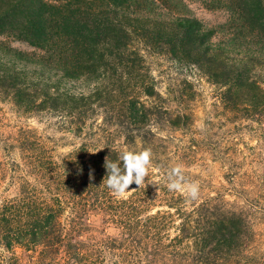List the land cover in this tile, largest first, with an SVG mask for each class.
<instances>
[{
  "label": "trees",
  "instance_id": "obj_1",
  "mask_svg": "<svg viewBox=\"0 0 264 264\" xmlns=\"http://www.w3.org/2000/svg\"><path fill=\"white\" fill-rule=\"evenodd\" d=\"M138 1L0 0V102L61 135L0 125V264H252L249 210L203 185L189 201L164 177L179 164L199 180L187 171L197 145L170 151L171 133L193 117L191 74L264 123V0H231L245 44L216 42L191 15L141 17ZM153 55L180 74L165 92L147 65ZM59 141L69 151L56 152ZM144 149L145 186L115 197L106 158L122 167L123 151Z\"/></svg>",
  "mask_w": 264,
  "mask_h": 264
},
{
  "label": "rangeland",
  "instance_id": "obj_2",
  "mask_svg": "<svg viewBox=\"0 0 264 264\" xmlns=\"http://www.w3.org/2000/svg\"><path fill=\"white\" fill-rule=\"evenodd\" d=\"M137 6V14L141 17H152L158 12L164 16L172 13L194 16L216 32V42L226 38L233 43L249 42L244 39L248 30L239 22L231 0H139ZM9 43L18 50H31L26 44ZM147 65L163 92L168 85L171 86V80L180 75L166 58L149 56ZM190 78L193 87L186 88V95L190 99L188 107L193 117L188 129L171 133L170 151H176L182 142L197 145L196 153L189 157L192 163L187 171L199 177V185H203L206 191H219L253 214L258 236L251 262L264 264V123L247 119L243 117L244 112L225 107L219 89L205 77L191 74ZM12 109L8 103L0 102L1 126L24 124L36 129L43 137L61 136L48 122L38 123L25 116L18 120ZM62 142L55 144L58 153L70 149L62 146Z\"/></svg>",
  "mask_w": 264,
  "mask_h": 264
},
{
  "label": "clouds",
  "instance_id": "obj_3",
  "mask_svg": "<svg viewBox=\"0 0 264 264\" xmlns=\"http://www.w3.org/2000/svg\"><path fill=\"white\" fill-rule=\"evenodd\" d=\"M120 163L105 160L107 175L103 182L117 198H127L129 186L135 183L137 186H145V178L149 176L152 165L151 149H144L136 152L125 150L120 154ZM92 178L90 172V179ZM166 187L169 191L181 192L191 201L198 199L200 195V185L198 181H189L183 171L182 165L172 167L164 177Z\"/></svg>",
  "mask_w": 264,
  "mask_h": 264
}]
</instances>
